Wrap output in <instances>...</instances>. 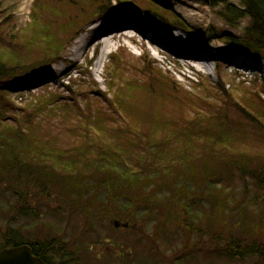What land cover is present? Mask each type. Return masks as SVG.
Segmentation results:
<instances>
[{"label":"trees","instance_id":"16d2710c","mask_svg":"<svg viewBox=\"0 0 264 264\" xmlns=\"http://www.w3.org/2000/svg\"><path fill=\"white\" fill-rule=\"evenodd\" d=\"M118 1L120 8L114 9L126 7L128 13L152 16L202 43L221 40L230 50L264 60V0H240V5L206 0L230 27L246 21L239 37L189 27L153 0H143L146 7ZM54 2L57 6L49 10L36 0V16L23 42L6 46L11 42L0 38V183L3 195L15 199L16 210L0 229V249L29 245L47 263L71 262L73 253L58 248L54 240L29 238L43 231L42 226L53 230L34 218L55 199L84 213L96 206L109 220L129 223L132 233L137 229L133 226L144 230L151 225V247L146 249L155 261L162 240L178 237L185 258L173 264H264V78L228 94L218 71L214 88L190 92L151 67V78L114 85L116 70L104 97L109 109L126 119L124 126L114 124L118 121L105 109L94 106L92 111L89 105L82 123L77 111L55 95L11 111L2 81L47 70L90 20L113 9L112 0ZM38 9L50 16L36 14ZM136 91L146 98L132 104ZM167 103L174 106V119L162 115ZM11 112L14 120L5 116ZM43 115L62 119L65 131L75 124L77 145L64 149L56 145L57 135L45 138L51 131L40 119ZM103 188L105 201L100 198ZM31 201L37 202L36 209ZM0 214L7 212L0 209ZM20 218L26 222L14 227ZM76 258L75 253L79 264ZM135 261L148 264L145 258Z\"/></svg>","mask_w":264,"mask_h":264},{"label":"rangeland","instance_id":"374dc122","mask_svg":"<svg viewBox=\"0 0 264 264\" xmlns=\"http://www.w3.org/2000/svg\"><path fill=\"white\" fill-rule=\"evenodd\" d=\"M55 0H41L47 9H53L57 6ZM126 2V6L146 7L143 0H122ZM158 5L170 9L178 17L182 18L189 27L197 28L198 30H206L213 28L218 34H226L232 36H241L243 28L246 26V21L241 23L239 28L230 27L218 15V8L212 7L206 0H153ZM36 0H0V38L11 42L4 45H15L23 42L25 29L32 25V18L35 15ZM118 0H112L111 8L119 7ZM231 3L240 5V0H230ZM58 8V7H57ZM120 8V7H119ZM126 7L121 9H112L109 13L107 10L98 15L94 20H90L81 31H79L74 39L64 49L61 56L53 62L47 70H41L34 74H29L21 78L5 79L2 81V87L9 92L10 109L11 111L22 110L28 104L35 103L39 98L50 97L52 95L59 96L63 104H66L72 111H77L75 117L80 122L85 123L89 116L87 105L90 108H102L109 114L114 116L118 124L124 126L125 118L121 114H115L109 106L110 102L104 97L107 92V84H111L110 78L116 75V70L119 71V79L114 80V85L121 86L129 78L137 80H146L153 75L148 69H161L164 74L168 75L178 87L184 91L193 92L201 86H212L214 88L218 82V71L222 77V85L225 86L227 93L233 90L241 89L244 86H250L252 81L258 78H264L262 71H248L245 76L236 72V67L228 65L226 68H217L216 64L210 66L209 73L194 72L187 68V64L182 61L176 62L175 57L170 53L162 52V48L144 38L142 34L146 32L144 26L134 28L132 25H124V27H115L109 30L106 35L117 33L127 28L135 30L137 35L129 37V35H119L116 38H110L113 43V48L110 50L105 62L101 66L100 73L95 72L96 65L100 60L101 47L95 45L91 47L89 52L78 58L72 54L71 48L74 41L82 34L88 26L104 20L108 16H118L137 21L139 18L155 25L159 31L168 32L176 27H165L152 16L145 14L135 15L127 13ZM129 9V8H127ZM57 10V9H56ZM36 14L50 16L48 11L38 9ZM133 28V29H132ZM179 29V28H177ZM128 31V30H127ZM185 31V30H184ZM151 35L152 33L149 32ZM187 35H190L185 31ZM112 35V34H111ZM111 37V36H108ZM195 41L196 37L191 36ZM197 44L202 51H205L208 46L225 47V43H219L217 40H212L201 43L198 40ZM217 41V42H216ZM258 62H264L256 57H253ZM148 68L144 70V65ZM225 66V64H224ZM220 67V66H219ZM107 68H114L115 72L107 71ZM221 69V70H220ZM183 71V72H182ZM155 74V73H154ZM121 76V77H120ZM41 77V78H40ZM242 86V87H241ZM145 93L136 91L135 99L130 102L134 104L136 101L144 100ZM235 97H232L233 100ZM109 99V97H108ZM234 101V100H233ZM72 107V108H71ZM94 108L92 111H94ZM71 111V110H70ZM57 113V111L55 112ZM162 115L165 119L171 120L175 118L174 106L167 103L163 107ZM6 117L13 119L12 112L5 114ZM163 117V118H164ZM47 124L51 132H46L45 138L58 136L60 142L56 145L64 149H70L71 146L77 145L75 124L65 131L66 125L60 123L62 119L55 118L53 115H43L40 117ZM83 127V125H82ZM237 189H241V183H236ZM0 183V209L5 210L7 215L0 214V229H4L6 223L15 215L12 207L15 206V199L10 196H4ZM101 200L107 198V190L101 189ZM47 205L39 210L37 217L41 225H49L53 230H48L42 226L43 231L34 232L29 237L31 240H54L56 246L66 252H74L77 255L79 264H139L135 260L145 258L148 264H173L175 260L182 256L183 244L178 237L173 238L171 242L162 240L160 250L155 254L156 261L152 258L147 249L151 247L150 237L152 235V226L148 225L144 230L138 226L132 233L124 229H117L113 225V221L107 218L105 212H97V207L90 208V212H81L79 209H71L68 204H62L58 200L52 199L47 201ZM31 205L36 209L37 202L31 201ZM34 211V209L32 210ZM104 214L106 216H104ZM90 215V216H89ZM110 217V216H109ZM32 220V219H31ZM29 220V223H31ZM116 220V219H115ZM119 220V219H117ZM34 221V220H32ZM121 221V220H120ZM26 221L21 219L16 220L13 226L16 227L24 224ZM123 222V221H122ZM28 225V224H25ZM156 242V241H155ZM74 246V247H73ZM74 249V250H73ZM124 256V257H123ZM250 260V259H249ZM248 261V260H247ZM186 264L189 263L186 261ZM246 264H257L248 261Z\"/></svg>","mask_w":264,"mask_h":264},{"label":"bare ground","instance_id":"6f19581e","mask_svg":"<svg viewBox=\"0 0 264 264\" xmlns=\"http://www.w3.org/2000/svg\"><path fill=\"white\" fill-rule=\"evenodd\" d=\"M129 24L134 28L144 26L146 32L143 34L139 32L144 38L162 48V52L167 51L173 55L176 62L182 63V61H184V63L187 64V68L194 72L209 73L212 64H216L217 68H226L228 65H232L236 67V72L238 74L245 77L248 71L254 70L264 72V62H258L253 57L232 51L228 49L226 45L225 47H215L211 45L206 47L207 49L205 51H202L197 41H194L191 35H187L185 31L177 28L168 30V32L159 31L154 24L141 18L137 21H131V19L124 17L108 16L104 20L91 24L80 36H78L76 42L74 41V45L71 48L72 54H74L76 58H78L79 55L85 56L92 46L95 45L98 47L99 44H102L100 60L95 69V72L99 74L101 66L105 62L110 50L114 47L111 39L123 34H137L134 32L135 30L124 29L117 33L113 32L111 33L112 35H106L107 37H104V35L111 30V28L115 29V27H119L121 29L124 25ZM149 32H151L152 35ZM217 41L222 43L220 40Z\"/></svg>","mask_w":264,"mask_h":264},{"label":"water","instance_id":"95a60500","mask_svg":"<svg viewBox=\"0 0 264 264\" xmlns=\"http://www.w3.org/2000/svg\"><path fill=\"white\" fill-rule=\"evenodd\" d=\"M117 228L119 222H115ZM127 228L129 225H123ZM0 264H45L40 258L33 255L32 250L27 245L5 248L0 250Z\"/></svg>","mask_w":264,"mask_h":264},{"label":"flooded vegetation","instance_id":"af4514ba","mask_svg":"<svg viewBox=\"0 0 264 264\" xmlns=\"http://www.w3.org/2000/svg\"><path fill=\"white\" fill-rule=\"evenodd\" d=\"M72 253H74V252L72 251ZM73 255H74V254H73ZM73 255H72V258H68V257H67L68 259H71V262H67V261L64 262V263H62V262H58V263H47L46 261H45V262H46L47 264H75V255H74V256H73Z\"/></svg>","mask_w":264,"mask_h":264}]
</instances>
